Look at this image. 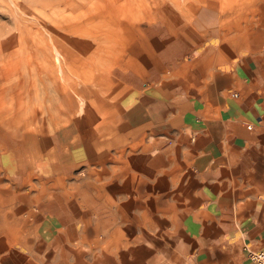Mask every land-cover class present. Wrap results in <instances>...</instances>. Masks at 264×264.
Masks as SVG:
<instances>
[{
  "label": "crops",
  "instance_id": "obj_1",
  "mask_svg": "<svg viewBox=\"0 0 264 264\" xmlns=\"http://www.w3.org/2000/svg\"><path fill=\"white\" fill-rule=\"evenodd\" d=\"M189 15L132 25L84 87L82 115L57 99L51 122L0 144L12 183L47 185L9 208L20 217L16 236L0 235V264H251L264 252V0H205Z\"/></svg>",
  "mask_w": 264,
  "mask_h": 264
},
{
  "label": "bare ground",
  "instance_id": "obj_2",
  "mask_svg": "<svg viewBox=\"0 0 264 264\" xmlns=\"http://www.w3.org/2000/svg\"><path fill=\"white\" fill-rule=\"evenodd\" d=\"M150 2L156 6L171 3L180 12L195 13L199 0L24 1L23 19L17 17L7 30L6 40H0V140L6 142L7 129H14V121L17 124L23 121L24 126L37 119L51 122L47 116L51 104L62 94L58 85L60 70L61 77L66 79L72 76L74 68H84L98 54L101 30L126 16L135 20L133 13ZM14 32L23 34L17 50L13 49L16 43L12 44L11 40ZM20 70L23 77L18 87L14 81ZM46 101L50 102L47 109ZM13 115L12 120L9 117ZM19 217L12 209L2 210L0 235L16 236L13 226ZM250 263L253 264L251 260Z\"/></svg>",
  "mask_w": 264,
  "mask_h": 264
},
{
  "label": "rangeland",
  "instance_id": "obj_3",
  "mask_svg": "<svg viewBox=\"0 0 264 264\" xmlns=\"http://www.w3.org/2000/svg\"><path fill=\"white\" fill-rule=\"evenodd\" d=\"M26 0H0V40H6L7 38V30L12 28L14 20H17V17L23 19V2ZM205 0H199V3L196 5L197 8L204 7ZM191 11V10H189ZM191 12H180L179 10L173 7V4L167 3L163 6L153 5L152 2L145 4L142 8H138L133 14L135 20H131L130 16H126L120 19L115 25H108L106 28L101 30L103 36L100 37V47L97 48L98 54L93 56V58L85 64L84 68L77 67L74 68L73 74L71 77L62 78L61 70L58 73L59 82L58 85L61 88V95H57V105L56 111L63 113L65 109V102H67V97L75 100L76 102V114L82 115V109L84 107V87L91 84L98 79H100L104 73L111 68L119 59L121 52L123 51V37L128 33L131 26L137 24L143 20H154V19H162V20H173V21H181L186 20V17H190ZM28 19H31L28 17ZM23 24V23H22ZM20 27L23 31V25L20 24ZM21 32V31H20ZM13 33L11 40L14 41L15 44L13 49L17 50L19 45L22 43L23 34ZM11 44V45H12ZM10 45V46H11ZM20 48V47H19ZM19 73V77L14 81V84L20 86L22 82L21 76L23 74L22 70ZM69 75V74H68ZM71 75V74H70ZM23 77V76H22ZM13 85V84H12ZM65 100V101H64ZM49 101L45 102V107L49 105ZM13 120L14 115L9 117ZM70 116H63L61 120L68 121ZM15 120V119H14ZM63 121L61 124H64ZM22 122V123H21ZM18 124L14 121V129H7V134H12V132H17L16 136L20 135L19 132L20 127L23 124V121ZM33 121L32 123L34 124ZM21 125V126H19ZM0 144L3 142L0 140ZM1 150V148H0ZM47 185H38L35 182H27L23 186L16 185L12 183L0 170V212L2 210H7L11 206H22L24 205V200L26 199L27 194H35L38 189H46ZM48 188H52L49 186ZM29 207L35 206V202H31L27 204Z\"/></svg>",
  "mask_w": 264,
  "mask_h": 264
},
{
  "label": "built area",
  "instance_id": "obj_4",
  "mask_svg": "<svg viewBox=\"0 0 264 264\" xmlns=\"http://www.w3.org/2000/svg\"><path fill=\"white\" fill-rule=\"evenodd\" d=\"M232 97L234 98L235 95H232ZM249 259L253 264H264V253H250Z\"/></svg>",
  "mask_w": 264,
  "mask_h": 264
}]
</instances>
